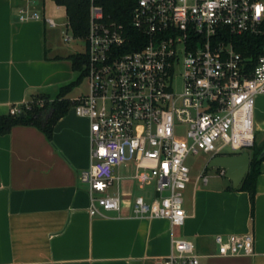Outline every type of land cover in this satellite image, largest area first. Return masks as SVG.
Here are the masks:
<instances>
[{
    "label": "built area",
    "instance_id": "obj_1",
    "mask_svg": "<svg viewBox=\"0 0 264 264\" xmlns=\"http://www.w3.org/2000/svg\"><path fill=\"white\" fill-rule=\"evenodd\" d=\"M19 17L56 26L29 6ZM242 35L261 38L255 54L237 50ZM85 54L89 92L73 100V110L90 122L91 165L80 176L90 186V214H102L99 207L120 211V194L110 191L114 169L131 164L133 178L157 191L150 201L134 200L135 214L184 225L187 156L255 144L254 108L264 95V0H136L129 26L90 0ZM215 241L220 256L254 253L249 233ZM200 257L192 241L173 238L161 264H200Z\"/></svg>",
    "mask_w": 264,
    "mask_h": 264
},
{
    "label": "crops",
    "instance_id": "obj_2",
    "mask_svg": "<svg viewBox=\"0 0 264 264\" xmlns=\"http://www.w3.org/2000/svg\"><path fill=\"white\" fill-rule=\"evenodd\" d=\"M26 6L53 18L56 26L21 20ZM68 29L66 9L55 0H0V116L35 96L54 98L77 78ZM70 93V100L80 97ZM256 103L264 113V95ZM254 126L263 143L264 116H254ZM90 165V122L73 108L58 120L51 138L29 125L0 136V264H161L173 238L192 241L200 264H264V161L253 202L230 180L213 177L211 184L202 173L191 179L183 192L187 217L175 227L164 218L135 214L134 200L150 201L157 191L154 183L140 185L130 165L114 169L110 191L119 192L120 211L99 207L102 214L92 216L90 186L80 178ZM248 233L254 238L252 255H218L217 235Z\"/></svg>",
    "mask_w": 264,
    "mask_h": 264
},
{
    "label": "trees",
    "instance_id": "obj_3",
    "mask_svg": "<svg viewBox=\"0 0 264 264\" xmlns=\"http://www.w3.org/2000/svg\"><path fill=\"white\" fill-rule=\"evenodd\" d=\"M58 5L64 6L68 17V25L74 36L86 38L89 30L90 0H55ZM104 5L105 11L113 19L126 24L131 23V10L136 0H98ZM237 50L249 55L255 54L256 47L261 45V38L242 35L236 37ZM73 61L77 78L60 88L58 95L51 98L48 95L35 96L30 102L21 106V113L0 116V136L8 134L16 125L36 126L41 129L48 138L52 137L54 127L58 120L65 116L74 101L67 98L70 93L87 74V55L77 53L70 56ZM24 114L23 117H20ZM252 149L250 169L237 190L247 191L252 202L256 193V180L260 173V164L264 161V142L255 145Z\"/></svg>",
    "mask_w": 264,
    "mask_h": 264
},
{
    "label": "rangeland",
    "instance_id": "obj_4",
    "mask_svg": "<svg viewBox=\"0 0 264 264\" xmlns=\"http://www.w3.org/2000/svg\"><path fill=\"white\" fill-rule=\"evenodd\" d=\"M67 33L71 40L66 41L67 45L72 47V49L76 53H85L86 52V38L74 36L71 29L67 30ZM89 92V81L87 77H84L81 82L72 90L69 94V97L74 98L81 95H86ZM254 116H264V113L258 109V103H255L254 108ZM263 134L256 133L255 135V143L260 144V140ZM255 145V144H254ZM244 151L252 152V149H246ZM243 151V152H244ZM222 154H238L242 153V151L233 150L230 146H226L222 151ZM212 157V153H207L200 151L198 154L191 153L186 158V164L190 168V180H196L198 176L204 171L208 176L210 183L212 184V178L217 177L220 180H224L226 182H230L225 175H221L222 169L212 167L207 168L208 162ZM132 165L130 164V167ZM154 186H149L148 189L153 190ZM114 189V188H113Z\"/></svg>",
    "mask_w": 264,
    "mask_h": 264
},
{
    "label": "water",
    "instance_id": "obj_5",
    "mask_svg": "<svg viewBox=\"0 0 264 264\" xmlns=\"http://www.w3.org/2000/svg\"><path fill=\"white\" fill-rule=\"evenodd\" d=\"M21 114L20 117H23ZM264 155V150L262 152ZM251 154L244 151L238 154H222L211 157L207 168L216 167L224 170V175L233 185V188H238L250 169Z\"/></svg>",
    "mask_w": 264,
    "mask_h": 264
}]
</instances>
